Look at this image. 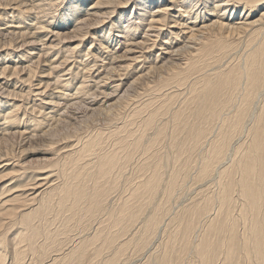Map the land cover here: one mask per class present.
I'll use <instances>...</instances> for the list:
<instances>
[{
    "label": "bare ground",
    "instance_id": "obj_1",
    "mask_svg": "<svg viewBox=\"0 0 264 264\" xmlns=\"http://www.w3.org/2000/svg\"><path fill=\"white\" fill-rule=\"evenodd\" d=\"M55 1L0 0V35L7 34L8 37L13 35L16 38L15 44L21 45L19 42H22L25 46L28 42L29 46L26 47H31L14 49L16 46H13L14 43L11 45L9 41L0 40V90H2L0 92H5L4 97L0 93L2 111L0 118L4 122L2 124L1 121V132H4L6 126L16 127L14 125L19 121L18 115L23 110L22 104L15 100H19L18 98L24 94L40 97L44 102H38L43 111L41 115L35 116L36 118L31 116L33 118L28 123L31 128L27 127L21 132L28 135L23 140L25 142H30L33 135L38 133L37 130H44L42 127L46 122L62 113L60 102L69 105L88 94L91 89L85 84L83 76L76 88L68 87L71 80L55 78L56 81L51 79L54 81L51 85L56 86L52 88L51 93L46 88L50 86L49 80L45 81V87L39 82L40 85L38 84L35 91H32L31 78L37 76V72L30 61L34 56L38 59L41 57V48L34 44L43 47L41 37L44 36L40 35L43 30H48V34L54 36L53 39L55 37L58 39L62 34L59 30L64 28L65 24L72 25L73 29L69 32L79 31L95 16L99 24L96 23V27L93 25L96 29H103L106 23L111 22L114 26L121 19L125 20L128 10L133 12L134 18L127 19L126 25L121 26L123 32L117 30L119 34L116 38L119 40L116 41L119 44H116V47H113L115 40L112 36L110 38V35L99 36L101 37L99 39L89 36L91 45L95 46L90 45L87 53L96 56L101 49L100 52L104 51L103 53L107 54L106 59H109L105 63L103 61L104 64L93 66H97L98 69H94L96 70L94 77L97 78L93 80L95 90H92L99 92L100 97L95 101L89 98L92 100L89 107L101 103L104 108L109 109L114 105L112 98L125 87H134L143 80L147 82L155 77L156 82H152L154 85L161 80L157 91H162L174 83L178 87L176 90L182 87L185 95L183 98L180 97L181 106L176 109L174 103L179 100L177 93L179 91L170 88L168 90L173 93L159 96L157 104L154 105L149 99L133 107L132 118L129 121L135 116L139 117L145 131L153 130V135L146 141L144 149L139 148L140 144L145 142L144 134L139 135L136 140L133 131H128L126 139L121 143L110 145V148H113H109V151L101 150L104 139L100 133L89 137L87 135L86 140L83 139L78 148L74 145L63 147L64 149L53 148L54 156L57 155L59 160H55L49 166H56L58 176L61 178L60 183L49 184L47 181L49 176L48 178L38 176L46 173L44 169L49 168L47 165L37 169L16 165L19 166V170L16 169L19 171L17 174L18 171L16 172L6 160L8 155L6 158L5 155H0V199L2 196L0 264H88V262L97 264L96 262H101L102 259L98 261L94 259L102 252L108 254L107 250L110 254L108 257L106 255L104 258L105 253L102 254L104 264H118L119 260L126 263L129 262L128 259L122 260L120 256L127 249L130 250L131 246L134 248L132 249L135 252L134 256L138 253L143 254L144 251L146 259L143 261V257L141 260L145 264H182L183 257L188 253L196 259V264H264V0H66L63 15L61 18L57 16L61 21L57 19L60 23L55 29L58 31L53 32L49 27L53 23L51 15L56 14L54 10L56 8L53 7L59 3ZM87 3H90V6H85ZM113 17L116 20H113ZM82 35L84 34L76 35L77 37H74L76 39L70 40V44L65 46L63 51L60 48L62 56L68 54V57H71L69 53L81 56L83 52L80 53V43H75L74 47L71 43L77 42L79 36L83 39ZM240 39L242 41L239 43L244 48L243 57L216 73H206L205 69H219L220 57L233 52L238 47ZM44 49L43 56L49 59L48 62L45 61L47 64L50 56L52 57L53 48L45 46ZM8 50L16 52L18 64H23L24 60L31 64L24 66L29 77L26 75L22 83L30 85L27 86V90V87L20 86L19 90L11 91L9 83H3L4 79L8 80V75L16 78L19 72V66L15 63L14 66H7L8 64L4 66V60L10 55ZM55 51L59 52L56 48ZM94 51H97V54H93ZM182 54H189L191 59L182 62ZM84 56L87 55L84 54L81 58ZM95 56L92 58L96 62L98 60ZM100 56L102 55L99 54ZM52 59L59 61L58 58ZM77 61L83 65V73L86 70L88 72V64L83 63L84 59L81 62L76 60L75 63ZM51 63L54 64L50 61L48 66L52 71L56 68L60 70V67L52 66ZM139 65L142 68L137 70L136 67ZM130 70L134 74L131 80H128L124 76ZM20 72L22 73V70ZM52 74L49 71V76ZM62 75L60 78H63ZM49 76L47 74L46 78ZM22 83L19 82L18 85ZM107 84L111 85L108 89L99 90ZM45 90H48L51 96L47 101V98H43ZM196 90L200 91L192 96ZM10 92L11 96H15L16 103L14 101L10 103L8 100ZM184 101L187 102L183 103ZM33 107L36 108L35 104L30 109H34ZM163 119H166L165 123L161 122ZM48 123L51 126L50 122ZM125 127L126 125L114 130L112 136L119 139L116 135ZM44 131V135H47ZM165 137L169 139L168 152L164 154L152 152V148L157 147L160 140ZM134 139L135 142L132 143ZM46 146L43 147L46 149ZM128 147L129 149L121 156L119 153ZM50 150L52 151V148L45 153H49ZM136 151L140 155L144 153L147 155L137 167L140 179L139 181L134 179L137 182L133 186L130 185V193L127 188L128 194L122 198L118 195L113 203L111 195L120 187V179L124 171L128 170ZM194 152L200 154V159L192 164ZM86 157L90 158L88 159L90 161L82 164ZM168 161L172 163L173 168L169 174L163 171V166ZM145 168L151 169L150 172L143 173ZM8 175L16 178L15 187L3 185L5 181L3 178ZM38 181L44 183L37 185ZM129 181V177H124L125 184ZM88 182L90 184H87ZM186 182L191 183L190 186L198 184L197 189L203 190L196 192L195 197H191V194L188 200L190 202L184 203L185 206L181 204L178 209L174 208L172 212H175L171 214L172 206L177 204L179 199L174 200L170 208H165L166 203H169L172 195L174 197L177 189L184 187L186 190ZM14 188L17 190L13 191ZM30 190H33V193L27 197L26 191ZM11 191L13 192L10 193ZM56 204V210H59V206L62 212H69L67 224L78 214L77 224L84 235L81 237V233L77 232L76 235L79 233L80 238L78 237V242L74 241L75 244L70 239L73 242L71 245L74 244L70 245V248L64 249L66 244L55 238L54 231L47 232L45 226L46 216ZM100 213L108 217V221H105L104 215L102 216L103 220L108 222L107 227L115 229L116 232L106 229V232L102 231L103 221L95 223ZM167 216L168 222L165 224ZM82 219L86 221L81 222ZM92 221L96 227L92 226L94 229L90 228L91 231L87 232ZM197 225H201L200 234L197 232L200 230L199 228L197 230ZM9 234L10 236L13 234L11 238H7ZM45 237L48 240H45ZM157 237H161L162 241L157 243L158 246L151 253L149 245ZM123 238L124 241L121 240ZM96 241L100 243L99 247ZM190 261L186 263L194 264Z\"/></svg>",
    "mask_w": 264,
    "mask_h": 264
},
{
    "label": "rangeland",
    "instance_id": "obj_2",
    "mask_svg": "<svg viewBox=\"0 0 264 264\" xmlns=\"http://www.w3.org/2000/svg\"><path fill=\"white\" fill-rule=\"evenodd\" d=\"M57 2H59V3H56L57 5L56 6H54L53 7V9L54 8H56V9H54L55 10V15L53 14V15H51L52 17V20H53V23L51 24V26L49 27L50 28V30L51 31H53V32H56V31H58L57 29H55V27H57L56 25H58L61 21L59 20V18H61L60 16L61 15H63V13H64V7H65V4L67 3L66 2V0H62L61 2L60 1H58V0H56ZM55 1V2H56ZM64 1V2H63ZM63 2V3H62ZM85 6H90V3H87ZM131 8V7H130ZM131 13V11L130 10H128V12H127V14H126V18H125V20L124 19H121V21L117 24H114V26H113V24H111V22H110V24L109 23H106L105 24V26H103V29H99V28H95L96 27V23H97V25H99L98 24V20H97V17L95 16L94 18H92V19H90L89 20V22L82 28V29H80L79 31H72V32H69V31H71V29H73V27H72V25L71 24H65L64 25V28L62 27V29H60L59 31H60V33H62L61 34V36L57 39V37H55L54 39H53V37L54 36H51V33H49L48 34V30H46V32H43V31H45V30H43L42 31V33L40 34L41 36H44V37H41L43 40H42V43L45 45V46H51V48H53V49H51V53H52V57L50 56V61L51 62H54V64L53 63H51V65L52 66H57V67H60V70H61V72H60V70H59V68L57 69H55L54 71H52V69H50L49 68V63H50V61H49V63H47L46 64V62H48V60L49 59H47V58H45L44 56H43V54H44V48H45V46L43 45V47H42V45H39V46H37L36 44H34L36 47H39V49L41 48V52H40V54H41V57H39V59H38V57L37 56H34V58H32V60L30 61L31 62V64L33 65V69L37 72L36 73V75L37 76H34L33 78H31L32 80L31 81H33L32 82V91H35V88L38 86V84L40 85V83L39 82H42L43 84H41V87L43 88V86L45 87V81H48L49 80V84H50V86H46V88H48L49 89V93H51L52 92V88H54V87H56L55 85H51L52 83H54V81H56V79H61V80H71V82H70V84L68 85V87L69 88H76L77 86H78V82H80L81 81V79H82V76H83V80H85L86 82H85V84L88 86V88H90L91 90H89L87 93V95H84L85 97L84 98H81V100L79 99V100H77V101H75V102H72L71 104H69V105H64V104H62L61 102H60V105L62 106V108L60 107V105H59V109L61 108L62 109V113H60V115H58V116H55V118L53 117L51 120H49L48 122H50V124H51V126L49 125V123L48 122H46V126L44 125V127H42V129H46L47 131H48V133H47V131L45 130H37L36 132H38V133H35L34 135H33V138L31 139V141L30 142H25V141H23L24 140V138L25 137H27L28 135H26V134H22L21 132H24L23 130H25V128H27V127H29V128H31V126H29L28 125V123L30 122V120H32V118L34 117V118H36L37 116H40L41 115V113L43 112L42 110H41V108H40V105H39V103H42L43 101L40 99V97H32L31 95H27V94H24V96L23 97H20V98H18L19 100H15V96H11L12 95V92H10V94H9V98L8 97H6V98H8V100H10L11 102L10 103H13L12 101H16L18 104H22V110H23V112H20V114L18 115L19 116V121H18V123L17 124H15L14 126H16V127H11V126H6L5 128H4V132H1L0 131V133H2V135H0V155H5L4 156V158H6V155H8V159L6 158V160H8L7 162L8 163H10L11 165H12V167H14L15 168V170L16 169H18L19 168V166L21 167L22 165H24V167H27V168H31V169H37V168H42V167H45L46 165L47 166H49L50 164H52V162H54L55 160H59V159H57V158H59L57 155L56 156H54L55 155V153H54V150H55V148H67L69 145L71 146H76L77 148L79 147V143H83V141L84 140H86V138L87 137H89L90 135H93V134H98V133H100V134H102V138L104 139L103 140V143H102V148H101V150H107V151H109L111 148H113V147H111L110 148V145L111 146H114L113 144H117V143H121L123 140H125L126 138V136H127V134H128V131H133L134 133H135V138H136V140L138 139V136L139 135H141V134H144V136H143V138H144V143H141L140 144V149H144V147L146 146V141L148 140V139H150L151 137H152V132H153V130L152 129H148V130H146L145 131V128H143L142 127V125H143V123H141L140 122V118L139 117H133V120L132 121H129L131 118H132V114H133V109L136 107V106H139L140 104H143V102H146L147 100H151L153 103H154V105L155 104H157L158 103V100H159V96H165V95H167V94H171V93H173V92H171V90H175V91H179V92H177L178 94H179V100L176 102V103H174V109H176V108H178L179 107V105L181 106V99L184 97V95H185V91L182 89V87H179V88H181V89H178V90H176L178 87H176V85L173 83L172 85H170V86H168L167 88H163L162 89V91H157L156 90V88L158 89V86H159V84H160V79H159V81H157V84H155L154 85V83L156 82V79H157V77H155V78H151V79H149L150 81H148L147 80V82H145V80H143L142 81V83L140 82V83H138L136 86H134V87H125L124 89H123V91H121V92H119V94H117L116 96H114L113 98H112V101H113V103H114V105L111 107V108H109V109H106V108H104L103 106L104 105H101V103L100 104H97V105H95L94 107H89L90 106V104L89 103H91L90 101H92V100H94L95 101V99L96 98H99L100 97V94H99V92H95L94 90V85H93V80L94 79H96L97 78V76L96 77H94L95 75H96V73H95V71L98 69V65H101V63H103V61H104V63H105V61H108L109 59H106V57H107V54H104L103 52L104 51H101L100 52V50L101 49H99V52H93V54L94 53H96L97 55V59L96 60H98V61H96L95 62V60H94V58H92V56H95V54L94 55H91L90 53L88 54L87 52H89V51H87V50H89L88 48H90L91 46H95V45H91V43H90V41H91V39H89V36H93V37H95V38H101V37H99V36H102L103 35V37L104 36H109L110 35V38H111V36L113 37L112 39L113 40H115V42H113V47H116L117 45L116 44H119L117 41L119 40L118 38H116V35H118L119 34V30H121L122 31V29H123V27H124V25H126L125 23H126V20L127 19H129V18H131V19H133L134 17H133V12ZM62 13V14H61ZM58 14V15H57ZM115 15V14H114ZM114 15H112V16H114ZM129 15V16H128ZM59 18H58V17ZM116 16V15H115ZM35 17V16H34ZM36 20H37V18H35ZM60 21H58V20ZM35 20V21H36ZM105 20H108V19H105ZM105 20H103L104 22H105ZM113 20H116V18H114L113 17ZM58 21V22H57ZM109 21V20H108ZM107 21V22H108ZM102 23V22H101ZM95 27H94V26ZM110 25V26H109ZM117 25V26H116ZM121 26H123V27H121ZM59 27V26H58ZM105 27V28H104ZM113 29H112V28ZM119 27V28H118ZM86 28V29H85ZM90 28H95V30L93 29V30H91ZM116 28V29H115ZM121 28V29H120ZM81 30L83 31L82 33L84 34V35H82V36H84V38L83 39H81L82 37H78V41H80V42H73V43H71L72 44V46L74 47L76 44H78V43H80L79 44V47H80V53L81 52H83V53H81V56L82 55H87V56H84L83 57V59H84V61H83V63H86V64H88V72H87V70H86V74L85 73H83L84 72V70H83V65L81 64V63H78V61L75 63V61L76 60H79V62H81L83 59L81 58V56H76V55H74V54H72V53H69V56H71V57H68V54H66V55H64V56H62V51L65 49L64 47L65 46H67L68 44H70V40L71 41H73L74 39H76V38H74L76 35L78 36L79 34H82L81 33ZM103 30V31H102ZM110 31V32H108V31ZM113 30V31H112ZM118 30V31H117ZM97 31V32H96ZM103 33H102V32ZM107 33H106V32ZM123 32V31H122ZM141 32V31H140ZM86 33V34H85ZM94 33V34H93ZM109 33V34H108ZM114 33V34H113ZM45 34H47L46 36H45ZM72 34V35H71ZM93 34V35H92ZM100 34V35H99ZM106 34V35H105ZM137 34H139V32L137 33ZM136 34V35H137ZM7 35V34H6ZM6 35L5 34H3V35H0V40H5V41H9V43L12 45L13 43V46H15L14 47V49L15 48H17V49H22V47H23V49H30L31 47H26V46H29L28 44V42L25 44V46H23L24 44L22 43V42H19L21 45H19V44H15L16 43V38H14V36L13 35H11V37L13 38V39H11V37H8L9 35H7V37H6ZM74 35V36H73ZM114 35V36H113ZM3 36V37H2ZM5 36V37H4ZM76 36V37H77ZM138 36V35H137ZM136 36V37H137ZM92 37V38H93ZM47 38V39H46ZM50 38V39H49ZM40 39V38H39ZM48 39H49V41H48ZM66 39V40H65ZM11 40V41H10ZM41 40V39H40ZM53 40V41H52ZM83 40V41H82ZM117 40V41H116ZM61 41V42H60ZM66 41V42H65ZM240 41H242V39H240L239 41H238V43L240 42ZM50 42H52V43H50ZM65 42V43H64ZM57 43H58V45H57ZM61 43V44H60ZM76 43V44H75ZM40 44V43H39ZM56 44V45H55ZM93 44V43H92ZM91 45V46H90ZM41 46V47H40ZM54 46V47H53ZM90 46V47H89ZM119 46V45H118ZM19 47V48H18ZM120 47V46H119ZM44 50H43V49ZM47 48H49V47H47ZM46 48V49H47ZM55 48H56V50L57 51H59V52H56L55 51ZM59 48V49H58ZM60 48H61V50H60ZM121 48V47H120ZM119 48V49H120ZM119 49H117V50H119ZM11 51V52H10ZM8 50V52H9V54L12 56H8V58H6L4 61V66H6L7 64V66H14V63L16 64V66H19L18 68V71L20 72L21 70H22V73L20 72V74H19V72H18V77H10L9 75H8V73H5V75L7 76L8 75V80L6 81L5 79H4V81H3V83L4 82H7V83H9L8 84V87H9V90H11L12 91V89H16V90H19L20 89V86H21V88H23L24 86L25 87H29L30 85H27L26 86V83H22V81H24V78L25 77H27L28 75H27V69L26 68H24V66L26 65V64H28L27 62H25L26 60H24V61H22L23 62V64H18V62H19V60L17 59V58H15V56H16V52L15 51H13V50ZM37 51H38V49H37ZM61 51V52H60ZM85 51H86V53H85ZM236 52V53H235ZM40 54H39V56H40ZM61 56H60V55ZM65 54V53H64ZM99 54H101L102 56H100L99 57ZM243 54H244V48H242L241 47V43H239L238 44V47H236L235 49H234V51L233 52H231L229 55H223V56H221L220 57V61H219V65H220V68L219 69H205V70H207L206 71V73H208V74H213V73H216L217 71H219L220 69H222V68H226L227 67V65L228 64H232V63H236L237 62V60H239V59H241L242 57H243ZM38 55V54H37ZM59 55V56H58ZM76 56V57H75ZM95 56V57H96ZM185 58H184V57ZM43 57V58H42ZM58 59H57V58ZM61 57V58H60ZM64 57H65V59H64ZM68 58V60H67V58ZM15 58V59H14ZM52 58H55V59H57V60H59V61H52V60H54V59H52ZM63 58V59H62ZM75 58V59H74ZM38 59V60H37ZM44 59V60H43ZM75 61H74V60ZM82 59V60H81ZM86 59V60H85ZM102 59V60H101ZM182 59H183V61L182 62H188V60H190L191 58H190V56H189V54L187 55V54H182ZM16 60V61H15ZM47 60V61H46ZM64 60V61H63ZM37 61V62H36ZM46 61V62H45ZM65 61H67V62H65ZM61 62V63H60ZM65 62V64H63ZM45 63V64H44ZM73 63V64H72ZM78 63V64H77ZM103 63V64H104ZM180 63V62H179ZM31 64H28V65H31ZM59 66H58V65ZM67 64H69V66L67 65ZM75 64V65H74ZM80 64V65H79ZM97 64V68L96 67H93L94 65H96ZM2 65H3V63H2ZM50 65V66H51ZM66 65V66H65ZM75 67H74V66ZM105 65H108V64H105ZM22 68H21V67ZM91 66V67H90ZM140 66V65H139ZM136 67L137 68V70H139L140 68H142V66H140V67ZM62 67V68H61ZM133 67V66H132ZM90 68H92V70H90ZM21 69V70H20ZM26 69V70H25ZM63 69V70H62ZM66 71H65V70ZM94 69H96V70H94ZM23 70H25L26 71V74L24 73L25 71H23ZM81 70V71H80ZM49 71L50 72H52L53 74L52 75H50L49 76ZM64 73H63V72ZM92 71V72H91ZM77 73H79L78 74V76L76 77V74ZM25 76H24V75ZM47 74H48V76H49V78L47 79L46 78V76H47ZM61 74H63L62 76H63V78H60L61 76ZM132 74H134V73H131V70L130 71H127V73L125 74V76H124V78H127L128 80H131L130 78H132L133 77V75ZM27 75V76H26ZM55 75V76H54ZM53 76H54V78H53ZM70 76V77H69ZM74 76V77H73ZM23 77V79L21 80V78ZM29 77V76H28ZM100 77V76H99ZM109 77V76H108ZM13 78V79H12ZM56 78V79H55ZM18 79V80H17ZM26 79V78H25ZM34 79V80H33ZM54 80L53 82H52V80ZM15 80V81H14ZM20 80V81H19ZM39 80V81H38ZM65 80V81H66ZM152 80H154V81H152ZM15 83H14V82ZM36 81H38V83L36 82ZM90 81V82H89ZM11 82V83H10ZM19 82H21L22 84H19L18 85V83ZM51 82V83H50ZM73 82H74V84H73ZM152 82H154V83H152ZM81 83V82H80ZM146 83H147V85H146ZM149 83V84H148ZM141 84V85H140ZM152 84V85H151ZM15 85L17 86V87H15ZM23 85V86H22ZM43 85V86H42ZM93 85V86H92ZM14 87V88H12V87ZM52 86V87H51ZM90 86H92V87H90ZM111 85L110 84H107V85H105V86H103L102 88H100L99 90H105V89H108L109 87H110ZM154 86V87H153ZM176 88H175V87ZM28 87L26 88V90L28 89ZM11 88V89H10ZM129 88V89H128ZM133 88V89H132ZM168 88H170L169 90H168ZM172 88H174V89H172ZM92 89H94V90H92ZM56 90V89H55ZM54 90V91H55ZM168 90V91H167ZM1 92H2V90H0ZM47 93H46V92ZM44 91V93H45V96L43 97V98H47L46 99V101L48 100V97H51L50 95H49V93H48V90H45ZM57 91V90H56ZM165 91V92H164ZM170 91V92H169ZM200 90H196V92H194L193 94H192V96L195 94V93H197V92H199ZM0 92V93H1ZM108 93H111V92H108ZM2 95V97H4V95L3 94H5V92L4 93H1ZM49 96H48V95ZM95 94H98V95H95ZM128 94V95H127ZM182 94V95H181ZM34 96V95H33ZM47 96V97H46ZM89 96H91V97H89ZM93 96V97H92ZM98 96V97H97ZM183 96V97H182ZM14 97V98H13ZM53 97V96H52ZM180 97H182L181 99H180ZM12 100H11V99ZM25 98V99H24ZM33 98H35V99H37V100H34ZM54 98V97H53ZM90 98V99H92V100H88V99ZM122 98V99H121ZM23 102H22V101ZM25 100V101H24ZM27 100V101H26ZM87 100V101H86ZM97 100V99H96ZM14 101V102H15ZM54 101H55V98H54ZM111 101V102H112ZM189 101V100H188ZM15 102V103H16ZM39 102V103H38ZM88 102V103H87ZM185 102H187V101H184L183 103H185ZM27 103V104H26ZM44 103V102H43ZM33 104H35V107L36 108H34V109H30L32 106H33ZM89 105V106H88ZM99 105H101V106H99ZM67 106V107H66ZM97 106H98V108H97ZM134 107V108H133ZM65 108H66V110H65ZM102 108H104V109H102ZM39 109V110H38ZM54 109V108H53ZM60 109V110H61ZM63 109H64V111H63ZM106 109V110H105ZM173 109V110H174ZM27 110V111H26ZM68 110V111H67ZM29 111H33V112H29ZM41 111V112H40ZM95 111V112H94ZM35 112V113H34ZM74 112V113H73ZM36 113H37V115H36ZM62 114V115H61ZM0 115H2V111H1V109H0ZM73 115V116H72ZM31 116H33V117H31ZM36 116V117H35ZM129 116V117H128ZM62 117V118H61ZM65 119H64V118ZM75 117V118H74ZM54 119V120H53ZM56 119V120H55ZM68 119V120H67ZM71 120H73V121H71ZM1 121H2V124L4 123L3 122V119L2 118H0V127H2L1 126ZM60 121V122H59ZM165 121H166V119H163L161 122H164L165 123ZM54 122V123H53ZM128 123V124H127ZM167 123H169V120L167 121ZM52 124H53V126H52ZM58 124V125H57ZM123 124H125L126 125V127L124 128V129H122V132L121 133H118V135H116L119 139H117L116 137H114V136H112V134H113V132H114V130H116V129H119V128H123L124 126H122ZM49 126H50V128H49ZM55 126V127H54ZM9 127H11V128H9ZM1 129V128H0ZM30 130V129H29ZM7 131V132H6ZM43 131L45 132V134H47V135H44V133H43ZM9 132V133H8ZM41 132V133H40ZM169 132V130L167 131V133ZM17 133V134H16ZM41 135H40V134ZM4 134V135H3ZM43 134V135H42ZM40 135V137H38ZM88 135V136H87ZM43 136V137H42ZM87 136V137H86ZM46 137V138H45ZM107 137H110V141L108 140V138ZM42 138V139H41ZM82 138V139H81ZM42 141H41V140ZM44 139V140H43ZM51 140V141H49V140ZM84 139V140H83ZM43 141H45L46 142V144H44L43 143ZM55 141V142H54ZM77 141V142H76ZM48 142H50L51 144V147H47V146H50L49 144H48ZM135 142V139H134V141H132V143H134ZM168 142H169V139H168V137H165V138H163V139H161L160 140V142H159V144H158V146L157 147H155V148H152V152H157L158 154H164L165 152H168ZM53 143V144H52ZM42 144V145H41ZM47 145V146H46ZM5 146V147H4ZM43 146H46V149H45V147H43ZM130 147V146H129ZM129 147L128 148H126L124 151H122V152H120L119 154L121 155V156H123L124 155V153L129 149ZM49 148H52V151H53V153H52V151L50 150L49 151V153H45L46 152V150H48ZM53 148H54V150H53ZM63 148V149H64ZM70 148V147H69ZM110 148V149H109ZM14 149V150H13ZM38 149H40V150H38ZM45 149V150H44ZM109 149V150H108ZM44 150V151H43ZM40 152V153H38V152ZM63 151V150H62ZM7 152V153H6ZM28 152H34V153H28ZM41 152H43V153H45V154H42ZM11 154H13L12 156L14 157H11ZM143 155V156H142ZM142 155H140V153H138L137 151L135 152V155L133 156L134 158L132 159V163H130V165H129V167L127 168L128 170H125L124 171V173H123V176L121 177V179H120V182H119V185H120V187L118 188V190L113 194V195H111V198L113 197V203L115 202V200L117 199V196L119 195V198H122L124 195H126V194H128L126 191H127V188H129L128 190H129V193H130V188H131V186L130 185H132L133 186V184L134 183H136L137 181H135L134 179H136V180H138L139 181V179H140V177L138 176L139 174H137V172H138V169H137V167L139 166L138 164H141L142 163V160H144V158H147V155L144 153V154H142ZM62 157V156H61ZM9 158H10V160H9ZM13 158V159H12ZM183 158H185V156H183ZM49 159V160H48ZM88 159H90V158H88V157H86V158H84L83 159V161L81 162L82 164L83 163H85V162H87V161H90V160H88ZM200 159V154L199 153H196V152H194L193 153V156H192V164H193V162L195 161V160H199ZM92 161H93V159H91ZM95 161V160H94ZM63 162V160H61V163ZM5 163V162H4ZM15 165H14V164ZM11 165H10V167H11ZM16 165H19V166H16ZM7 170V169H6ZM19 170V169H18ZM18 170H16V172L18 171ZM45 171H46V173L44 172V173H42V174H39L38 176L39 177H43V178H48V176H49V179L47 180L48 182H49V184H52V183H57V182H59L60 183V181H61V178L58 176L59 174H58V171L56 170V166H52V167H50L49 166V168H46V169H44ZM150 170L151 169H147V168H145V170L143 171V173H148V171L150 172ZM173 170V168H172V163L171 162H167V163H165L164 164V166H163V171H165V172H167L168 174L171 172ZM54 171V172H53ZM49 172V173H48ZM50 172H51V174H50ZM19 173V171L17 172V174ZM57 173V174H56ZM52 176V177H51ZM129 177V182H128V184H125L124 183V177ZM9 177L10 178H12V179H9ZM139 177V178H138ZM86 178V177H85ZM3 180H5L4 182H3ZM3 180H2V182H3V185H8V186H13V187H15V181H17L16 180V178H14V177H12L11 175L9 176H7V177H5V178H3ZM59 180V181H58ZM131 180H133V181H131ZM14 181V182H13ZM135 181V182H134ZM132 182V183H131ZM0 183H1V181H0ZM42 183H44L43 181H38L37 182V185L38 184H42ZM131 183V184H130ZM87 184H90V182H88ZM129 185V186H128ZM186 190L184 189V187H182L183 189H181V188H179L180 189V192H179V189H177L176 190V192H174L175 193V195H174V197H173V195L170 197V199L168 200L169 201V203L167 202L166 203V207L165 208H167V207H171L172 205H173V202H174V200H176V199H179L178 201H177V204H175V205H173L172 206V208L173 209H171V214H173V212H175V211H173L172 212V210H174V208H176L177 207V209L179 208V207H181V204H182V206H185V204H188L190 201H188L191 197H195V194H196V192H198V191H200L201 189H197V186H198V184H196V185H194V186H190V185H192L191 183H189V182H186ZM0 187H1V184H0ZM44 187H46V186H44ZM191 188V190L189 191L188 189H190ZM195 187H196V189H195ZM194 188V189H193ZM205 189V188H204ZM17 190V188L15 189L14 188V190L13 191H16ZM40 190H41V188H40ZM188 190V191H187ZM203 190V189H202ZM201 190V191H202ZM212 190H214V187H212ZM13 191H11L10 193H12ZM33 191V190H32ZM31 190L30 191H26V196L28 197V196H30L29 194H31V193H33ZM185 191V192H184ZM194 191H195V193H194ZM116 193H118V194H116ZM173 193V194H174ZM19 194V193H18ZM177 194L179 195V196H177ZM191 194H192V196H191ZM15 195V194H14ZM180 196L182 197V198H180ZM191 196V197H190ZM184 198V199H183ZM172 199V200H171ZM180 199H181V201H180ZM0 200H2V196H1V199ZM171 201H172V203H171ZM1 202V201H0ZM186 202H188V203H186ZM175 203H176V201H175ZM185 203V204H184ZM169 204H171V205H169ZM85 205V204H84ZM83 205V206H84ZM179 205V206H178ZM34 206H36V205H34ZM169 207V208H170ZM58 208H59V210H56L57 209V204L52 208V210L49 212V214L46 216L47 217V219H46V228H47V232H52V231H54V233L56 234V236H55V238L57 239V238H59V239H61L60 241L61 242H63L64 244H66L65 245V247H64V249H66V248H70V245L74 242V241H76V242H78V237L80 238V236L82 237L83 235H84V233H83V231H81V228L79 227V225L77 224V222H78V214H76V215H74L73 216V219H70V221H69V224H67V216L69 215V212H67V211H63L62 212V210L60 209V207L58 206ZM108 209V208H107ZM177 209H176V211H177ZM56 210V211H55ZM104 210H106V209H104ZM104 212V211H103ZM108 213V212H107ZM56 214V216H54ZM103 213H100V215H98V217L96 218V224L97 223H99L100 221H103V223H101V225H102V227H104L103 228V230L102 231H104L105 229L106 230H112V229H109L108 227H107V225H108V222H105V221H108V217L106 216V215H104ZM54 216V217H53ZM103 216L104 218H105V221L103 220V217L101 218V217ZM56 217V218H55ZM168 217L169 216H167V217H165V220L164 221H166V222H164L165 224H167V222H168ZM53 218H54V220H53ZM52 219V220H51ZM86 220H84V219H82L81 220V222H85ZM106 225H105V224ZM42 224L44 225V221L42 222ZM52 224V225H51ZM65 224H67V226L65 225ZM49 225H51V227L49 226ZM91 227H89L86 231L87 232H89V231H91V229L93 230L95 227H96V225L94 224V221H92V223H91V225H90ZM94 228H93V227ZM50 227V228H49ZM58 227H61V228H59L58 229ZM68 227V228H67ZM77 227V228H76ZM78 227H79V230H78ZM199 227H201V225H197L196 226V228H197V230H198V228ZM91 228V229H90ZM12 229H14L15 230V228H12ZM11 229V230H12ZM58 231H57V230ZM60 229H61V231H60ZM200 229V228H199ZM49 230V231H48ZM51 230V231H50ZM64 230V231H63ZM69 230V231H68ZM106 230L104 231V232H106ZM196 230V231H197ZM13 231V230H12ZM60 231V232H59ZM107 231V232H108ZM112 231H114V232H116L115 231V229H113ZM10 232V231H9ZM57 232V233H56ZM59 232V233H58ZM65 232V233H64ZM70 232V233H69ZM76 232V233H75ZM77 232H79V233H81V235L79 236V233H78V235H76L77 234ZM197 232H199V234H200V232H201V229L200 230H198ZM196 232V233H197ZM54 233H52V235L54 234ZM75 234V236H74V234ZM66 234V235H65ZM83 234V235H82ZM198 234V233H197ZM13 234H11V236H12ZM68 235V236H67ZM104 235V234H103ZM11 236H10V234L8 235V237L7 238H11ZM71 236H72V238H71ZM105 236V235H104ZM196 236V235H195ZM64 237H66V238H64ZM70 237V238H69ZM75 238H77V240H75ZM41 239V238H40ZM47 238L45 237V240H46ZM59 239H57V240H59ZM73 240V242L71 241V240ZM8 240V239H7ZM41 240H43V238L41 239ZM48 240V239H47ZM65 240H67V241H64ZM122 241H124L125 240V238H123V239H121ZM69 241V242H68ZM162 241V238L161 237H157L154 241H153V243L151 244V245H149V248L152 250V251H150L151 253L152 252H154L155 251V249L154 248H156V246H158V244L157 243H160ZM68 244H67V243ZM76 242H74V244L76 243ZM96 242H97V244H96ZM95 242V244L96 245H98V247H99V242L98 241H96ZM152 242V241H151ZM63 244V245H64ZM73 244V245H74ZM73 245H71V246H73ZM154 246V247H153ZM62 247V248H63ZM133 246H131L130 248V250H126V252L124 253L123 252V255H121L120 256V259H125V258H127L128 259V261L129 262H126V263H129V264H134L135 263V261H136V264L137 263H139V264H145V263H143V261H145V259H146V257H145V253H144V251H143V254L141 253V254H136V256H134L135 254H133V253H135V252H133V250L132 249H134V248H132ZM64 249L62 250V251H64ZM148 249V248H147ZM109 250H107V253L109 254V252H108ZM130 251H132V253L130 252ZM103 253H105V252H102L101 253V255L99 256V257H97L96 259H94V260H96V261H98L99 259H102L101 260V262H96L97 264H104L105 262H103V259L104 258H106V255H107V257L110 255H108V254H106L105 253V255L103 254ZM132 255H130V254ZM102 254H103V257L104 258H102ZM146 254H147V250H146ZM128 255V256H127ZM142 255H144V256H142ZM140 256V257H139ZM136 257L138 258V259H136ZM144 257V258H143ZM129 258H131L132 259V261L129 259ZM141 258H143L142 260H141ZM184 258V261H182V264H188L189 262V260H191L190 262H192V263H194V264H196V259H194L193 257H192V255L190 254V253H188L187 255H185V257H183ZM185 258L186 259H189V260H185ZM27 259V258H26ZM122 259V260H123ZM126 259V260H127ZM140 259V260H139ZM93 260V261H94ZM125 260V261H126ZM135 260V261H134ZM121 260H119V263H122V262H120ZM134 261V262H133ZM132 262V263H131ZM186 262H188V263H186ZM118 263V264H119ZM125 263V262H124ZM124 263H122V264H124ZM125 263V264H126ZM85 264H87V263H85ZM88 264H92V263H89L88 262Z\"/></svg>",
    "mask_w": 264,
    "mask_h": 264
}]
</instances>
